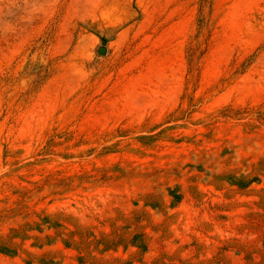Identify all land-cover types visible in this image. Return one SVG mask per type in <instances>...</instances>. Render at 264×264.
<instances>
[{"label":"rangeland","instance_id":"1","mask_svg":"<svg viewBox=\"0 0 264 264\" xmlns=\"http://www.w3.org/2000/svg\"><path fill=\"white\" fill-rule=\"evenodd\" d=\"M0 264H264V0H0Z\"/></svg>","mask_w":264,"mask_h":264},{"label":"water","instance_id":"2","mask_svg":"<svg viewBox=\"0 0 264 264\" xmlns=\"http://www.w3.org/2000/svg\"><path fill=\"white\" fill-rule=\"evenodd\" d=\"M105 51V48L104 47H99V49H98V52L99 53H103Z\"/></svg>","mask_w":264,"mask_h":264}]
</instances>
